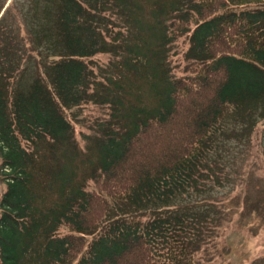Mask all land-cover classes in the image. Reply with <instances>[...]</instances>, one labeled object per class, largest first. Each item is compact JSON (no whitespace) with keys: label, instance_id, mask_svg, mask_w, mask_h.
Here are the masks:
<instances>
[{"label":"trees","instance_id":"trees-1","mask_svg":"<svg viewBox=\"0 0 264 264\" xmlns=\"http://www.w3.org/2000/svg\"><path fill=\"white\" fill-rule=\"evenodd\" d=\"M4 15L0 264H198L160 211L264 99V0H58L35 38Z\"/></svg>","mask_w":264,"mask_h":264},{"label":"rangeland","instance_id":"rangeland-1","mask_svg":"<svg viewBox=\"0 0 264 264\" xmlns=\"http://www.w3.org/2000/svg\"><path fill=\"white\" fill-rule=\"evenodd\" d=\"M57 1L0 0L2 22L30 31L35 38L38 30L32 25H41L39 30L52 25ZM34 38L28 37L29 46ZM172 51L176 64H181L183 40ZM263 100L227 115L216 149L207 159L205 179L160 211L186 220L198 248V264H264ZM88 111L103 115L105 109L89 104Z\"/></svg>","mask_w":264,"mask_h":264}]
</instances>
